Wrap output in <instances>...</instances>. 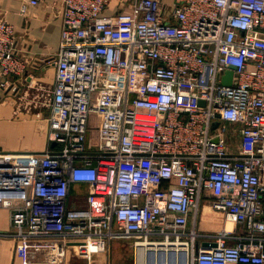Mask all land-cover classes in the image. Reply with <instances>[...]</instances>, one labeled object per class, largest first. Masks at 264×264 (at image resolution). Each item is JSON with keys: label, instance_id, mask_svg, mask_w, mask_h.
<instances>
[{"label": "built area", "instance_id": "2783aa9c", "mask_svg": "<svg viewBox=\"0 0 264 264\" xmlns=\"http://www.w3.org/2000/svg\"><path fill=\"white\" fill-rule=\"evenodd\" d=\"M108 2L62 0L59 47L38 57L56 69V146L0 151L15 256L60 264L72 242L87 264H109L94 252L127 238L136 264H264V0H176L169 16L161 0L112 16ZM29 63L0 12L2 74L18 78ZM75 183L89 185L84 206L71 200ZM204 200L224 212L216 233L198 228Z\"/></svg>", "mask_w": 264, "mask_h": 264}, {"label": "crops", "instance_id": "0c3cea01", "mask_svg": "<svg viewBox=\"0 0 264 264\" xmlns=\"http://www.w3.org/2000/svg\"><path fill=\"white\" fill-rule=\"evenodd\" d=\"M139 0H109L104 15L129 13ZM165 15L169 16L176 0H161ZM24 0H0V12L13 23L18 35V45L23 55L30 58L26 72L18 78L2 74L0 67V151L36 152L55 147L49 140L48 107L56 69L44 65L39 56L55 53L62 31V0H42L21 12ZM8 81L14 87L2 84ZM91 115V114H90ZM86 183H75L71 188V200L85 205L89 192ZM12 209L0 206V264H25L15 256V236L11 227ZM121 239H114L106 252H94L95 262L109 264H136L132 241L121 248ZM127 239V238H126ZM114 243L119 244L114 247ZM45 255L39 256L44 260ZM86 256L77 251L75 243H68L66 255L60 264H87ZM39 264V263H38ZM43 264V263H40Z\"/></svg>", "mask_w": 264, "mask_h": 264}, {"label": "rangeland", "instance_id": "374dc122", "mask_svg": "<svg viewBox=\"0 0 264 264\" xmlns=\"http://www.w3.org/2000/svg\"><path fill=\"white\" fill-rule=\"evenodd\" d=\"M99 127H100V116L96 113H91L90 120H89V141L91 145H96L98 142V134H99ZM229 130V143L231 147H236L239 142V132H234V127L231 124H228ZM224 212L222 211H215L209 208V203L207 200H204L201 204V212H200V219H199V230L209 232V233H216L219 229L224 226ZM229 227L233 228L231 223L228 224ZM122 246L127 247L131 243V239H121ZM119 244L114 243V247L118 246Z\"/></svg>", "mask_w": 264, "mask_h": 264}, {"label": "water", "instance_id": "95a60500", "mask_svg": "<svg viewBox=\"0 0 264 264\" xmlns=\"http://www.w3.org/2000/svg\"><path fill=\"white\" fill-rule=\"evenodd\" d=\"M232 75H233V71L232 70H228L227 74L225 75L224 79H223V83L225 84H231L232 83ZM200 103L204 104V100H201ZM218 125V122H216L214 124V126ZM53 145H56V142H53ZM206 245H216V242L214 241H210V242H205Z\"/></svg>", "mask_w": 264, "mask_h": 264}]
</instances>
